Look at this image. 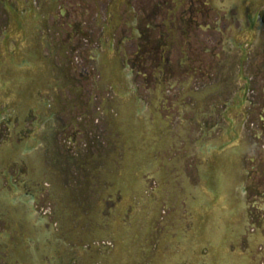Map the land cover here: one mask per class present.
<instances>
[{
  "label": "flooded vegetation",
  "instance_id": "obj_1",
  "mask_svg": "<svg viewBox=\"0 0 264 264\" xmlns=\"http://www.w3.org/2000/svg\"><path fill=\"white\" fill-rule=\"evenodd\" d=\"M0 264H264V0H0Z\"/></svg>",
  "mask_w": 264,
  "mask_h": 264
},
{
  "label": "bare ground",
  "instance_id": "obj_2",
  "mask_svg": "<svg viewBox=\"0 0 264 264\" xmlns=\"http://www.w3.org/2000/svg\"><path fill=\"white\" fill-rule=\"evenodd\" d=\"M243 147H244V146L242 145V146H241V151H243ZM234 150H237V149L234 148ZM237 151H238V150H237ZM239 219H240V218H239L238 216L233 217V218L231 219V223L234 224V223H236L237 221H239Z\"/></svg>",
  "mask_w": 264,
  "mask_h": 264
}]
</instances>
